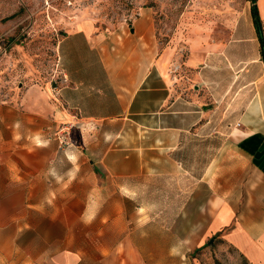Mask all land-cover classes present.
Returning a JSON list of instances; mask_svg holds the SVG:
<instances>
[{
	"label": "crops",
	"instance_id": "1",
	"mask_svg": "<svg viewBox=\"0 0 264 264\" xmlns=\"http://www.w3.org/2000/svg\"><path fill=\"white\" fill-rule=\"evenodd\" d=\"M251 6L221 30L199 27L179 61L160 46L145 8L132 24L64 31L55 45L60 80L0 98V264H196L188 240L202 247L219 235L247 264H264V60ZM255 6L264 43V0ZM93 123L115 133L220 132L242 160L238 181L214 190L206 228L189 238L182 226L179 242H167L166 218L106 194L103 155L64 147V126ZM157 143L150 149L162 156Z\"/></svg>",
	"mask_w": 264,
	"mask_h": 264
},
{
	"label": "rangeland",
	"instance_id": "2",
	"mask_svg": "<svg viewBox=\"0 0 264 264\" xmlns=\"http://www.w3.org/2000/svg\"><path fill=\"white\" fill-rule=\"evenodd\" d=\"M247 5L248 0H0V98L60 80L55 45L65 30L90 23L99 31L132 24L138 9L145 8L152 12L160 46L170 44L172 57L179 61L188 52L186 39L199 27L221 30L229 19L241 18ZM194 130L178 137L172 131L127 127L115 133L112 126L81 124L65 131L64 140L68 137L71 145L66 140L64 147L82 156L103 155L106 194L133 199L138 205L131 208L146 210L155 220L166 218L167 242H179L180 227L187 228L189 238L197 227L206 228L214 190L223 194L238 181L234 170L242 161L220 132L210 134L202 127L195 135ZM158 141L162 156L150 149ZM110 154H118V159ZM198 211L207 216L196 225ZM203 241L207 247L193 253L200 246L188 240L196 264H245L222 235Z\"/></svg>",
	"mask_w": 264,
	"mask_h": 264
},
{
	"label": "trees",
	"instance_id": "3",
	"mask_svg": "<svg viewBox=\"0 0 264 264\" xmlns=\"http://www.w3.org/2000/svg\"><path fill=\"white\" fill-rule=\"evenodd\" d=\"M249 1L252 3L250 13H252L253 24H254V27L256 28V31L258 33L259 43L261 44L260 45L261 58H263V60H264L263 28L261 27L259 14H258L256 6H255V0H249ZM205 245L200 247V248L195 249L193 253L200 252L205 247ZM245 264H247L246 261H245Z\"/></svg>",
	"mask_w": 264,
	"mask_h": 264
},
{
	"label": "built area",
	"instance_id": "4",
	"mask_svg": "<svg viewBox=\"0 0 264 264\" xmlns=\"http://www.w3.org/2000/svg\"><path fill=\"white\" fill-rule=\"evenodd\" d=\"M68 129H69V127L64 126L63 129L60 130L62 132V134L60 135L61 138L64 136L65 131H67Z\"/></svg>",
	"mask_w": 264,
	"mask_h": 264
},
{
	"label": "water",
	"instance_id": "5",
	"mask_svg": "<svg viewBox=\"0 0 264 264\" xmlns=\"http://www.w3.org/2000/svg\"><path fill=\"white\" fill-rule=\"evenodd\" d=\"M210 242H211V240H210Z\"/></svg>",
	"mask_w": 264,
	"mask_h": 264
}]
</instances>
